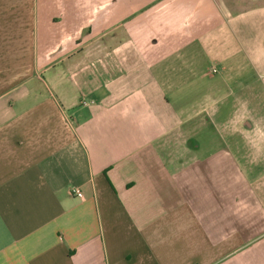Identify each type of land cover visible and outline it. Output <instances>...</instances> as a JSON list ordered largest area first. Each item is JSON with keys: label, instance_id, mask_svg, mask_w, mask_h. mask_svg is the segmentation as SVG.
Masks as SVG:
<instances>
[{"label": "crops", "instance_id": "0c3cea01", "mask_svg": "<svg viewBox=\"0 0 264 264\" xmlns=\"http://www.w3.org/2000/svg\"><path fill=\"white\" fill-rule=\"evenodd\" d=\"M0 264H264V0H0Z\"/></svg>", "mask_w": 264, "mask_h": 264}, {"label": "rangeland", "instance_id": "374dc122", "mask_svg": "<svg viewBox=\"0 0 264 264\" xmlns=\"http://www.w3.org/2000/svg\"><path fill=\"white\" fill-rule=\"evenodd\" d=\"M214 75L215 74H213V77ZM214 124H216L214 120H209L208 126H209L210 131H215ZM214 138L217 139L215 135L214 137H211V136L205 137L204 135H199L196 137L198 143L200 144V150L197 151L199 155H205L209 153L210 151L216 150L220 142L216 141Z\"/></svg>", "mask_w": 264, "mask_h": 264}, {"label": "built area", "instance_id": "2783aa9c", "mask_svg": "<svg viewBox=\"0 0 264 264\" xmlns=\"http://www.w3.org/2000/svg\"><path fill=\"white\" fill-rule=\"evenodd\" d=\"M71 194L73 196H75V197H78V198H83L84 197L82 191L79 188H77V187H74V188L71 189Z\"/></svg>", "mask_w": 264, "mask_h": 264}]
</instances>
